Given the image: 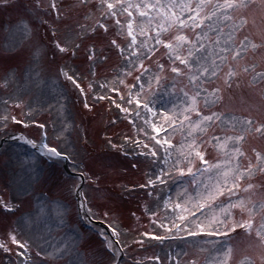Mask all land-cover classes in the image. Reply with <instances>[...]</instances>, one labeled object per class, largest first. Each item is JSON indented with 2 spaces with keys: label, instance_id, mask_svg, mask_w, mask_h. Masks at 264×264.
<instances>
[{
  "label": "snow or ice",
  "instance_id": "obj_1",
  "mask_svg": "<svg viewBox=\"0 0 264 264\" xmlns=\"http://www.w3.org/2000/svg\"><path fill=\"white\" fill-rule=\"evenodd\" d=\"M63 7V0H0V10L19 9L31 18L53 57L59 53L73 58L83 52L87 64L83 72L66 70L65 65L58 73L85 96L84 109L92 111L107 100L126 118L134 116L129 123L136 138L125 135L124 141L141 149L139 156L151 164L138 187L148 189V196L156 195L155 209L145 211L166 236L154 239L208 237L205 242L214 245L210 264H234L241 245L251 254L236 264H264V0H74L67 13ZM19 27L24 35L30 31L27 25ZM62 27L66 34H61ZM112 56L118 58L115 75L100 83L97 68ZM17 79L14 69L5 68L0 88H9ZM85 82L93 93L91 104ZM104 90L119 94L120 102L101 94ZM165 95L176 97L170 107L163 104ZM9 100L13 108L24 104L19 96L0 99L5 105L0 124L5 128L9 121L23 122L9 111ZM117 119L118 114L109 123L114 125ZM38 127L44 130L46 125ZM74 127L66 121L58 130V139L68 134L62 147L50 145L46 131L39 144L26 142L50 159L73 160L75 151L68 149H74L69 139ZM177 132L181 140L174 143ZM106 144L124 152V145L111 138ZM212 151L214 159L209 158ZM87 178L93 185L100 179L95 173ZM81 187L76 186V195L81 197L79 207L85 208ZM20 194H27V189ZM0 210L14 214L19 205L0 198ZM33 222L31 217L18 218L19 228L5 233L0 253L14 252L15 259L6 255L0 264H49L47 258L64 257L67 246L49 252L40 243L42 236L35 237L39 249L35 255L46 258L32 257L33 242L18 239V232ZM111 233L117 239L100 234L110 256L96 264H119L115 226ZM180 256L166 254L167 264H200L195 255L183 262Z\"/></svg>",
  "mask_w": 264,
  "mask_h": 264
},
{
  "label": "rangeland",
  "instance_id": "obj_2",
  "mask_svg": "<svg viewBox=\"0 0 264 264\" xmlns=\"http://www.w3.org/2000/svg\"><path fill=\"white\" fill-rule=\"evenodd\" d=\"M73 2L74 0H63L64 7L61 11L67 13L68 5ZM75 19L77 16L73 13L72 20ZM23 25L30 29L27 35L20 30L19 26ZM35 30L36 25L22 10H0V77H3L5 68L14 69L18 77L9 88H0V99L19 96L24 101L22 108H13L12 100L7 105L9 111L22 123L9 121L7 128L0 124V198L19 205V210L14 214L6 215L0 210V240L5 239V233L10 228H19L16 223L18 218L31 217L34 222L29 228L18 232V239L33 242L31 251L34 259L46 258L35 255L39 250L34 243L35 237L42 236L44 239L40 243L49 252L57 247H68L62 259L47 258L49 264H75L81 259L84 264H96L101 259L107 260L110 253L104 248L100 234H108L99 226L85 222V217L77 210L74 189L81 181L85 210L91 208V213L87 212L93 218L103 220L110 227L115 226L119 232L118 239L124 250L121 264H140L143 261L140 255H147L149 264H155L152 260L159 255L158 264H167L168 253H181L182 262L195 255L200 264H210L214 245L205 242L210 239L208 237L183 236L182 240L168 237L163 243V239H154L155 236L162 237V233L166 236L164 230L158 223H153V217L145 211L146 207L155 209L156 195L153 193L148 196V189L137 187L145 182V174L149 172L151 164L148 159L139 156L141 149H134L131 142L124 141L125 135L136 138L135 130L129 123V119H134V116L126 118L124 113H120L114 105H109L107 100L100 101L92 111L84 109L85 96H80L74 85L58 73V68L65 65L66 70L83 72L87 67L83 52L73 58L59 53L53 57L51 46L47 41L41 43ZM61 34H66L63 27ZM117 64L118 58L112 56L97 68L96 80L100 83L105 78L111 80ZM29 76L32 77L31 80ZM128 82L131 83L130 77ZM84 86L88 103L91 104L93 93L88 92L86 82ZM179 87L178 84L177 93ZM105 93L120 102L119 94L107 90L101 94ZM175 100V96L165 95L163 104L170 107L169 102ZM4 107L0 103V114ZM117 114L119 119L114 125L110 124ZM66 121L75 126L69 137L74 149L70 148L68 151H75L74 159L68 160L70 174L63 168L64 160L50 159L46 153L39 154L26 144L11 138L22 132L28 139L39 144L42 132L46 131L47 142L62 147L68 134L64 133L58 139V130ZM40 123L46 125L44 130L39 129ZM107 138H111L117 145L123 144L124 152L112 149L106 144ZM140 139H144L143 135ZM180 140L181 136L177 132L174 143ZM215 156L216 153L212 151L209 158L214 159ZM133 164L137 167L133 168ZM90 173L100 177L98 187L87 178ZM21 189H27V194L21 195ZM105 211L109 212L107 217L103 215ZM158 216L162 217L163 212H159ZM146 232L150 235H141ZM135 244L140 245L133 247ZM9 247L14 251L16 249L10 243ZM239 248L234 264L251 254L244 250L243 245ZM184 252L187 253L186 256L182 255ZM6 255H12L15 259L13 252L0 253V260H4Z\"/></svg>",
  "mask_w": 264,
  "mask_h": 264
},
{
  "label": "water",
  "instance_id": "obj_3",
  "mask_svg": "<svg viewBox=\"0 0 264 264\" xmlns=\"http://www.w3.org/2000/svg\"><path fill=\"white\" fill-rule=\"evenodd\" d=\"M12 138L17 139V140L22 141V142H26L28 140L24 135H22L20 133H16ZM28 145L31 146V147H33L31 144H28ZM33 148L35 150H37L38 152H41L38 147H33ZM80 178H82V177L80 176ZM77 185H82L81 181ZM76 191H77V188L75 187V189H74V196H75L76 202H77V210L80 213L79 203H80L81 197H79V196L76 195ZM79 191H81V188L79 189ZM86 219L89 222L93 223V224L99 225L101 227H105V225L101 221L93 220L90 217H88L87 215H86Z\"/></svg>",
  "mask_w": 264,
  "mask_h": 264
},
{
  "label": "bare ground",
  "instance_id": "obj_4",
  "mask_svg": "<svg viewBox=\"0 0 264 264\" xmlns=\"http://www.w3.org/2000/svg\"><path fill=\"white\" fill-rule=\"evenodd\" d=\"M238 249H240V248H238Z\"/></svg>",
  "mask_w": 264,
  "mask_h": 264
}]
</instances>
